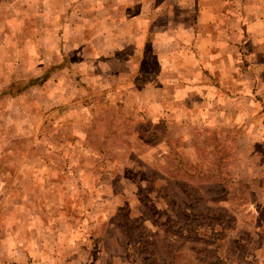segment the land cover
<instances>
[{"label": "rangeland", "instance_id": "rangeland-1", "mask_svg": "<svg viewBox=\"0 0 264 264\" xmlns=\"http://www.w3.org/2000/svg\"><path fill=\"white\" fill-rule=\"evenodd\" d=\"M262 4L0 0V264H264Z\"/></svg>", "mask_w": 264, "mask_h": 264}, {"label": "crops", "instance_id": "crops-1", "mask_svg": "<svg viewBox=\"0 0 264 264\" xmlns=\"http://www.w3.org/2000/svg\"><path fill=\"white\" fill-rule=\"evenodd\" d=\"M261 6H264L263 4L261 5ZM260 17V16H259ZM258 17V18H259ZM260 23V31L263 33V31H264V15H262L259 19H258V21L256 22V24H259ZM251 25H248V28H246V31H248V30H250L251 29V27H250Z\"/></svg>", "mask_w": 264, "mask_h": 264}]
</instances>
